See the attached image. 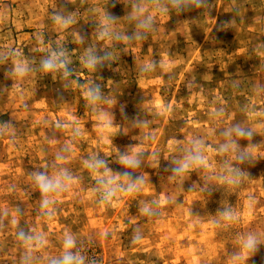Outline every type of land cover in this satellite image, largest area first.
I'll return each instance as SVG.
<instances>
[{
  "label": "rangeland",
  "instance_id": "374dc122",
  "mask_svg": "<svg viewBox=\"0 0 264 264\" xmlns=\"http://www.w3.org/2000/svg\"><path fill=\"white\" fill-rule=\"evenodd\" d=\"M60 51L70 75L40 66ZM90 52L108 58L89 69ZM17 62L28 65L22 77ZM90 87L101 99H87ZM237 125L252 136L226 134ZM0 126V264H49L65 233L85 264H240L253 234L260 251L243 264H264V0L183 10L172 0H0ZM195 142L205 164L174 177ZM130 146L144 153L142 190L100 203L87 161L125 171ZM245 151L251 164L237 159ZM233 167L246 173L238 184L227 182ZM61 168L71 187L49 217L32 173ZM145 204L159 215H143ZM20 231L44 246L29 251Z\"/></svg>",
  "mask_w": 264,
  "mask_h": 264
},
{
  "label": "clouds",
  "instance_id": "9594fccd",
  "mask_svg": "<svg viewBox=\"0 0 264 264\" xmlns=\"http://www.w3.org/2000/svg\"><path fill=\"white\" fill-rule=\"evenodd\" d=\"M175 7L183 10L186 6L195 5L200 7L206 3V0H172ZM58 23L62 22L65 26L71 22L69 19H62L60 16L53 17ZM110 20L112 18H109ZM151 18L147 21H142L140 26L147 28L150 26ZM219 30V29H218ZM101 35H108L107 31L101 33ZM66 53L64 51L52 52L41 61V68L47 73H53L63 69L64 74L70 75V70L67 66ZM108 58V54L105 53L103 57L89 53L85 59V64L89 69H94L98 64H101L104 59ZM146 70V69H145ZM29 71L26 62H17L14 65L13 72L17 76H24ZM87 99L90 102H95L101 99L99 94V88L90 87L86 93ZM3 126H0L2 129ZM234 132L236 137L250 138L252 132L249 129L235 126L231 132L226 133L231 135ZM229 147H238L235 140L230 144L222 145L220 151H227ZM144 153L135 146H130V150L122 153L119 156V164L125 169V171H113L108 167L107 161L96 158L89 159L87 161V168L94 174L97 188L95 191L99 194L100 203H110L113 199L117 198L118 193L136 194L142 190L146 181L144 174L136 175L135 170L140 169L143 162ZM152 160L157 159V154L152 153ZM238 161L241 164L253 162V158L248 152H240L237 156ZM175 167L171 169L173 176H181L184 173L193 169L194 166H203L205 164V155L202 150V145L199 142L193 143L192 149L184 157L182 161H175ZM231 177L228 179L230 184H238L240 178L246 173L239 167H233L230 169ZM32 180L41 194V209L46 210L45 215L52 216V212L48 211L51 207H54L58 202V198L68 192L71 187L72 176L68 170L61 168L52 174H49L47 170L36 171L32 173ZM161 204L167 203L165 200H161ZM141 213L146 217H155L159 215L153 207L145 204L141 209ZM224 218L228 221L237 219L232 214L225 212ZM13 224L17 221L13 220ZM104 238H107L109 233L107 231L101 234ZM18 238L24 243V245L32 250L33 246L43 247L45 244V238L43 235H34L20 231L17 233ZM142 239L139 234H134L133 243H137ZM260 239L253 234L247 235L242 240L241 252L235 257V260L243 264L249 258L254 257L260 251ZM75 249V251H74ZM27 259V257L25 258ZM87 257L81 253L77 248V242L75 237L70 233H65L62 241V252L58 257L50 259L49 264H85ZM91 264H95L93 260Z\"/></svg>",
  "mask_w": 264,
  "mask_h": 264
}]
</instances>
